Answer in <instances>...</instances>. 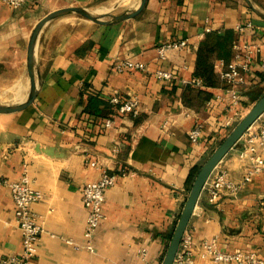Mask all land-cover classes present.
Segmentation results:
<instances>
[{
    "label": "crops",
    "instance_id": "obj_1",
    "mask_svg": "<svg viewBox=\"0 0 264 264\" xmlns=\"http://www.w3.org/2000/svg\"><path fill=\"white\" fill-rule=\"evenodd\" d=\"M139 0H29L17 9L0 4V84L14 83L12 100L27 96L26 51L35 24L51 11L82 7L99 14L118 15ZM145 0L140 13L113 24L76 22L65 17L41 30L35 47L40 83L27 107L0 114V258L20 252L14 205L5 182L19 181L25 173L41 199L31 206L43 216V233L30 264H160L173 225L189 190L190 170L200 166L227 135L218 123L232 114L225 103L204 96L221 92L220 68L212 69L213 87L184 86L195 75L198 47L210 36L229 32L237 23L254 27L239 35L255 41L260 50L252 62V75L240 87V119L264 93V0ZM108 17L103 20H108ZM209 28V33L204 29ZM186 40L187 46L158 59L157 47ZM131 59L142 71L115 73L112 65ZM160 68L173 73L172 81L154 76ZM114 93L136 98L135 116L119 115L107 102ZM111 119L113 124L105 126ZM201 123L199 144L187 132ZM264 125V113L252 128ZM244 137L219 161L240 183L245 162L239 161ZM90 163H95L92 167ZM125 170L105 190L104 219L93 235V252L82 247L85 211L80 188L95 181L100 170ZM194 264L201 259L203 242L214 240L221 252L239 249L264 261V173L241 185L235 195L223 193L209 204L203 188L187 224Z\"/></svg>",
    "mask_w": 264,
    "mask_h": 264
},
{
    "label": "built area",
    "instance_id": "obj_2",
    "mask_svg": "<svg viewBox=\"0 0 264 264\" xmlns=\"http://www.w3.org/2000/svg\"><path fill=\"white\" fill-rule=\"evenodd\" d=\"M29 0H0V4L11 9H17L26 4ZM250 30L254 31L252 24L237 23L234 28L236 36L231 42V54L227 62L218 60L216 66L220 68L219 80L223 83L221 92L212 95V98L205 102L210 105L212 100L225 103L228 109H232V114L218 123V128L230 131L232 127L240 120V87H246L248 77L252 75V62L258 55L260 46L255 41H241L239 35ZM210 29L205 28L204 33H209ZM187 46L186 40L172 41L161 44L157 47L158 59L163 61L166 53L176 51ZM214 64V66H215ZM213 66V67H214ZM260 66L264 68V60ZM112 69L115 73H124L132 71H142L144 65L141 62L131 59H121L113 63ZM154 76L157 80L167 82L172 81L175 76L172 72L160 68L155 69ZM184 86L201 88L204 83L201 78L193 77L189 80H181ZM107 102L119 115L135 116L138 109L136 98H122L114 93L108 97ZM113 124L111 119L105 121V126ZM253 125V124H252ZM252 125L244 132L242 149L237 158L245 162L243 167V176L240 183L232 181L226 170L218 169L211 172L203 188L206 189L207 201L209 204H217L223 193L235 195L241 185L248 183L253 176L264 173V125L252 128ZM203 133L201 123H195L187 132V139L190 144L197 145L200 142ZM96 167L95 163H90ZM217 166V165H216ZM128 172L119 170L117 173H109L101 169L98 178L95 181L84 184L80 188L81 204L85 211V220L82 231V247L88 252H93V235L98 225L104 219L103 203L105 199V190L113 186L119 176H125ZM9 195L14 205L13 217L17 224L20 235V252L0 258V264H30L36 257L37 242L43 233V216L32 211L31 206L37 203L42 194L34 189L27 175L23 173L19 181L5 182ZM191 237L184 232L178 249L173 258L172 264H194L191 257ZM137 255L141 264H150L146 260V249L139 247ZM201 259H209L213 263H231V264H264V261L253 252H244L235 249L230 252H221L215 246L214 240L203 242Z\"/></svg>",
    "mask_w": 264,
    "mask_h": 264
},
{
    "label": "water",
    "instance_id": "obj_3",
    "mask_svg": "<svg viewBox=\"0 0 264 264\" xmlns=\"http://www.w3.org/2000/svg\"><path fill=\"white\" fill-rule=\"evenodd\" d=\"M248 5L249 2L246 0ZM145 5V0H139L136 6L118 15L108 13L95 14L86 8L82 7H66L57 9L46 14L32 28L26 51V69L29 78V87L26 98L20 103H0V114L19 111L30 105L38 92L40 79L37 75L35 65V47L41 30L49 22L61 17L76 15L82 19L95 24H113L126 19H131L141 12ZM108 17V20L103 18ZM264 113V93L257 99L247 113L232 127L222 141L215 149L207 156L204 162L200 165L195 174L186 199L175 221L169 242L165 249V253L160 264H172L175 253L178 249L180 240L186 230L189 219L192 215L198 197L213 169L223 158V156L232 149L240 140L244 132Z\"/></svg>",
    "mask_w": 264,
    "mask_h": 264
},
{
    "label": "trees",
    "instance_id": "obj_4",
    "mask_svg": "<svg viewBox=\"0 0 264 264\" xmlns=\"http://www.w3.org/2000/svg\"><path fill=\"white\" fill-rule=\"evenodd\" d=\"M214 39L211 43L201 44L196 51L195 58V75L202 79L207 87L214 86L212 80V69L216 61L222 60L227 62L231 54V40L229 32L210 36ZM205 102L212 98L211 94L206 93ZM200 166L193 167L186 179L185 187L189 190L191 182ZM175 224V223H174ZM174 227V225H173Z\"/></svg>",
    "mask_w": 264,
    "mask_h": 264
},
{
    "label": "rangeland",
    "instance_id": "obj_5",
    "mask_svg": "<svg viewBox=\"0 0 264 264\" xmlns=\"http://www.w3.org/2000/svg\"><path fill=\"white\" fill-rule=\"evenodd\" d=\"M89 11L94 12V10H89ZM95 14H99V12L97 11V13H95ZM65 19L68 21H71V22H76L82 18L72 14V15L67 16ZM13 84L14 83H7V84L2 83V84H0V103H9L12 101L10 96L12 94L11 88H12Z\"/></svg>",
    "mask_w": 264,
    "mask_h": 264
},
{
    "label": "bare ground",
    "instance_id": "obj_6",
    "mask_svg": "<svg viewBox=\"0 0 264 264\" xmlns=\"http://www.w3.org/2000/svg\"><path fill=\"white\" fill-rule=\"evenodd\" d=\"M95 13V12H93ZM26 97L22 98V99H18V100H12L10 103H20L22 102Z\"/></svg>",
    "mask_w": 264,
    "mask_h": 264
}]
</instances>
